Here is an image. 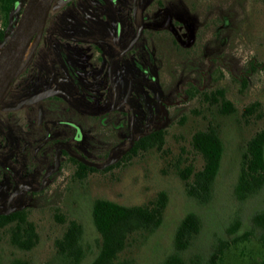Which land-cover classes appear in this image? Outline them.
<instances>
[{
  "label": "rangeland",
  "instance_id": "rangeland-1",
  "mask_svg": "<svg viewBox=\"0 0 264 264\" xmlns=\"http://www.w3.org/2000/svg\"><path fill=\"white\" fill-rule=\"evenodd\" d=\"M87 1L96 4L94 0ZM63 4L64 0H60L56 6ZM147 4L148 0L140 2L136 18L132 17V5L127 9L126 18L135 33L146 16L156 29H161L167 19L166 14L157 17L159 8L155 4ZM205 6L212 8L215 17L208 22V37L203 40L204 50L198 59H175L173 46L166 44L172 33L159 35L160 42L171 48V55L154 59L152 65L145 59L146 54L141 60L146 73L135 66L136 59L118 63L114 54L89 48L83 63L84 79L92 87L90 112L110 114L115 107L119 108V115L112 114L110 120L116 119L113 125L109 122L100 132H89L84 126L79 136L71 131L64 143H50L48 152L53 158L42 170L47 168L45 177L35 170L21 175V183H15L9 191L13 197H20L11 200L9 206L0 207V212L27 208L39 241L32 251L23 252L10 247L8 238L0 233L2 264L14 260L28 264H73L56 246L72 221L82 227V257L77 264H92L101 248V236L93 221L95 201L144 206L162 193L167 196L162 225L154 233L138 237L122 254L120 263L163 264L176 252L175 236L182 220L193 213L200 218L201 229L191 247L181 253L186 264H208L224 245L226 250L219 264H264V248L258 240L263 230L253 222L256 215L264 212V188L245 200L236 196L247 145L264 131V0H204L202 8ZM207 13L209 17L211 13ZM21 14L20 9L14 15L15 21L0 49ZM122 14L119 8L118 15ZM3 18L0 16V21ZM184 19L194 22L187 16ZM106 22L116 30L115 21ZM174 26L181 42L188 44V29ZM218 27L221 31L216 41ZM41 38L42 32L27 63L32 61ZM111 84L119 94L116 101ZM43 86L49 85L39 79L28 93ZM219 93L232 105L230 113H225ZM12 102L7 100L4 107H14L15 101ZM250 110L253 112L248 113ZM209 128L218 133L224 154L211 198L202 203L188 195L180 172L190 167L195 171L203 168L204 161L194 150L192 139L197 132ZM159 130L164 133L160 150L139 151L129 156L135 143ZM70 159L84 162L96 172L81 178ZM5 182L4 177L0 178V188ZM21 187L42 190L23 196ZM235 226L239 228L237 236L243 239L237 240L231 233Z\"/></svg>",
  "mask_w": 264,
  "mask_h": 264
},
{
  "label": "flooded vegetation",
  "instance_id": "flooded-vegetation-1",
  "mask_svg": "<svg viewBox=\"0 0 264 264\" xmlns=\"http://www.w3.org/2000/svg\"><path fill=\"white\" fill-rule=\"evenodd\" d=\"M94 1H96V4L91 5L87 0H64V4L57 7L56 5L60 0H56L49 13L42 30V38L29 64L31 67L39 59L45 61L44 64L47 70H44L45 74L42 79L44 85L48 84L49 86L34 89L30 94L28 93L27 98L49 89L55 90L57 94L41 102L25 105L18 110H10L21 115L20 118L7 122L10 126L8 130L10 134L0 136V178L4 177L6 179V182L0 188V207L2 208L9 206L11 200L14 201L20 197V195H18L19 197H13L9 191L15 183H21L19 181L21 175L27 171L35 170L36 173H40V176L45 177L47 168L44 171L42 170L48 166L49 160L53 158V154L50 151L48 152V145L51 141L64 143L70 136L71 131H76L77 136H79L82 127L78 124L71 121H55L50 118L53 111L60 114L63 110V105H51L52 102L49 101L52 98L64 96L68 100L71 99L70 94L67 92L70 90L63 87L65 84L72 82L73 84L76 83L78 88L81 87L80 90L77 88L78 91L72 88V94L76 96L72 108L76 114L84 110V114L87 113L86 115L91 118L97 116L99 119H104L105 125L111 122L112 114L119 115L120 110L115 107L111 108L110 114L95 115L90 112V106L93 104L90 93L92 87L84 79L85 65L83 63L84 56L89 52V48L92 47L101 53L106 51L109 54H114L113 59L118 63L124 60L127 61V59H136L135 66L139 71L146 73L141 60L147 55L145 59H149L152 65L155 62L154 59H160L157 57L159 46L161 43H165L160 42L159 35L161 31L167 30V34L172 33V35L166 44L171 48L173 46L172 51L175 59H198L201 57L200 55L204 50L203 40L208 37L210 24L208 23L207 9L202 7L193 8L192 0H166V8L160 7L159 0H148L147 6L155 4L159 8L157 17L166 14L167 19L161 29H156L151 22H148L149 17L146 16L136 33L132 23L126 18L127 9L132 5V17L136 18L139 4L144 0H138L136 7L135 0H123L121 3L118 0ZM9 3L10 0H0V16L8 15L9 17L6 26L7 32L13 25L10 23V16L12 14L14 16L20 9L23 12L27 0H19L13 3L11 7ZM19 3H22L21 6L15 10ZM119 8L123 10V14L120 16L118 15ZM202 11H205V13ZM185 16L193 18L194 22H188L184 19ZM106 20L115 21L116 30H113L111 24ZM173 20L175 21L174 24H172ZM175 24L188 29L190 33L188 44L181 42ZM225 25L226 22L222 26ZM4 28L3 18L0 21V30H4ZM220 31V27L215 30L216 41L220 36ZM65 41L75 46L65 45L63 43ZM223 43L224 41H222ZM178 47L183 48V50L179 51ZM62 59H73L75 65L73 73L65 70V68L63 73L59 71L58 65L62 63ZM78 80H81V82H78ZM110 88L113 92L115 91L114 100L116 101L119 94L117 95L113 84ZM10 98L12 99L8 98L7 100L13 101L12 103L16 102L15 97ZM85 100H87L88 106L81 107L80 103L85 102ZM21 101L16 103L15 106ZM2 123L0 121V124ZM36 127L40 128L41 133H45L44 139L37 138ZM89 132H92V130L89 129ZM61 149L63 150L62 146ZM41 190L21 187V192H25L23 196L33 195L41 192Z\"/></svg>",
  "mask_w": 264,
  "mask_h": 264
},
{
  "label": "trees",
  "instance_id": "trees-1",
  "mask_svg": "<svg viewBox=\"0 0 264 264\" xmlns=\"http://www.w3.org/2000/svg\"><path fill=\"white\" fill-rule=\"evenodd\" d=\"M18 1L19 0H10V7L13 3ZM159 3L161 8H166V0H159ZM203 3V0H192L193 8H200ZM205 8L207 9V12L211 13L209 14L208 21L213 22L215 16H212V8L210 6H205ZM8 19V15L4 16L5 28L4 30H0V44L4 43L7 38L6 26L8 24ZM167 33V30L160 32V34L166 35ZM178 49L179 51L183 50V48L179 47ZM170 50L171 48H167L166 44L161 43L157 57L160 59H166L167 56L171 55V53H169ZM44 62V60L39 59L31 67L29 66L30 62H28L20 72L18 78L13 82L0 107V121L3 122L0 124V136L9 135L10 133H8V130L10 129V126L7 122L13 121L16 118L18 119L21 115L18 112L7 110L8 107H4L7 103V99L15 97L16 104L22 99L27 98L29 95L28 90L31 89L39 79H42V76H44L45 71L47 70ZM74 66L73 59H62V63L58 65V68L62 73L64 72V68L73 73ZM78 82H81V80H78ZM63 87L64 89L70 90L67 92L70 94L71 99L68 100L64 96L52 98L49 101L52 102L51 105H63V110L60 114L53 111L52 114H50L51 119L55 121H71L78 124L80 127L86 126L94 132H100L104 127L108 126V124L103 125L104 119H99L97 116L91 118L86 115L87 113L84 114V110H81L76 114L72 108V103L75 102L74 98L76 97L72 94V88L78 91L81 87L78 88L76 83L73 84L72 82L65 84ZM219 95L224 101V95L222 93H219ZM83 101L80 103L81 107L88 106L87 100H85V102ZM223 105L226 109L225 113L233 111V107L228 101H224ZM3 108L5 109L3 110ZM247 112L252 113L253 110ZM115 117L118 116L115 115ZM113 121H111L112 125ZM35 130L37 132V138L41 137L44 139L45 133H41L40 128L38 127H36ZM51 143H53V141H51ZM163 144L164 133L159 130L141 138L128 153L130 156L137 154L139 151H149L155 148L160 150ZM192 146L202 157L204 166L198 171H195L191 167L187 168L180 172V176L186 184L188 195L199 202L206 203L211 198L213 185L221 168L224 146L218 133L213 128L197 132L193 136ZM70 160L78 167V174L81 178L88 173L96 172L95 168L89 167L84 162L76 159ZM263 188L264 131H261L248 143L246 152L243 155L241 174L236 187V196L239 200H245ZM166 207L167 196L164 193L160 194L157 199L144 206L129 207L102 199L95 201L93 206V221L97 232L101 236V248L98 257L92 264H129L128 262L120 263L122 254L138 237L141 235L152 234L160 228L163 223ZM253 222L257 228L263 230V234L258 240L264 248V212L256 215ZM200 229V218L196 214H188L182 220L176 232V252L163 264H186L181 257V253L187 251L191 247L198 236ZM0 233H3V235L8 238V244L10 247L23 252L32 251L39 241L37 228L29 221V212L27 208L15 210L7 215H0ZM231 233L237 238V240L243 239L242 237L237 236L239 234V228L237 226L231 229ZM81 238L82 227L78 223L72 221L68 224L63 238L56 242L57 249L61 255L71 259L73 264H77L82 257L80 245ZM225 250V245L219 248V250L208 261V264H219ZM0 264H2L1 256ZM10 264H28V262L24 260H14Z\"/></svg>",
  "mask_w": 264,
  "mask_h": 264
},
{
  "label": "water",
  "instance_id": "water-1",
  "mask_svg": "<svg viewBox=\"0 0 264 264\" xmlns=\"http://www.w3.org/2000/svg\"><path fill=\"white\" fill-rule=\"evenodd\" d=\"M56 0H27L22 15L10 35L7 43L0 49V107L7 96L13 82L18 78L20 72L27 63V55L32 43L42 32L49 13ZM135 0V7L137 6ZM22 3L17 5L16 9ZM14 10V11H15ZM13 11V12H14ZM15 18L10 16V23L13 24ZM27 60V61H26ZM57 94L55 90L49 89L24 99L18 105L9 107L7 110H18L25 105H32L41 102ZM10 214V212H0V215Z\"/></svg>",
  "mask_w": 264,
  "mask_h": 264
},
{
  "label": "bare ground",
  "instance_id": "bare-ground-1",
  "mask_svg": "<svg viewBox=\"0 0 264 264\" xmlns=\"http://www.w3.org/2000/svg\"><path fill=\"white\" fill-rule=\"evenodd\" d=\"M34 47H35V41L32 43L30 49H29V52H28V55H27V60L29 59V57L31 56L33 50H34ZM26 60V61H27Z\"/></svg>",
  "mask_w": 264,
  "mask_h": 264
}]
</instances>
